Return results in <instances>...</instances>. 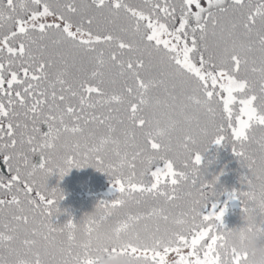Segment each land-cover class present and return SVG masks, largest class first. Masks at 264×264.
<instances>
[{
  "label": "snow or ice",
  "instance_id": "obj_1",
  "mask_svg": "<svg viewBox=\"0 0 264 264\" xmlns=\"http://www.w3.org/2000/svg\"><path fill=\"white\" fill-rule=\"evenodd\" d=\"M111 103L123 115L96 111ZM209 144L247 168L223 204L200 170ZM0 157V264H95L117 251L135 264H244L221 251L223 216L239 200L264 232V0H0ZM87 165L114 196L80 223H54L63 193L48 176ZM184 197L175 216L141 208Z\"/></svg>",
  "mask_w": 264,
  "mask_h": 264
},
{
  "label": "trees",
  "instance_id": "obj_2",
  "mask_svg": "<svg viewBox=\"0 0 264 264\" xmlns=\"http://www.w3.org/2000/svg\"><path fill=\"white\" fill-rule=\"evenodd\" d=\"M133 2H142V0H133ZM34 35L39 37V33ZM44 43L48 44L51 47V40L46 39ZM52 71H55L53 69ZM118 71L113 69V73ZM107 79V77H106ZM122 81L118 80L116 88L120 87ZM41 89L48 88V83L46 81L40 82ZM56 90L59 94L60 85L57 84ZM105 89L108 92H111L112 85L105 84ZM51 91V89H49ZM100 97L93 96V102ZM78 105V100L73 101ZM112 108H121L120 115H123V106L111 103V104H98L96 111L103 112L107 114V109ZM20 110V109H18ZM116 115V113H113ZM113 123H116L115 121ZM121 126L117 124L119 129ZM42 130L46 131V126H42ZM87 130L92 131L99 135L104 132L105 129L103 126L97 127L94 124H89ZM119 134V133H117ZM259 135V131H257ZM203 159L200 165L201 174L205 180L211 181L213 177H216V183L214 188L216 192L221 193L219 200L221 204L226 200V196L223 195L224 190L231 191L233 189L240 190L244 187L241 183V179L244 175L247 174V168L243 165L232 152L231 146L228 144H209L207 150L203 152ZM33 162H38V156L31 157ZM2 157H0V164H2ZM6 173V170H3ZM109 177L106 173L101 172L94 168L91 165L83 166L80 168L73 167L71 168L62 178L58 177L57 173L53 172L47 178V185L51 187H58L63 193V199L58 201L57 206L61 209L53 217V222L56 224H63L68 218L69 215L74 221L80 223L85 214L92 213L95 210L96 204L103 199H110L114 196V193L104 194V190L109 185ZM199 185H197V188ZM182 193H187L192 191L195 195L196 189L191 188L190 184L182 185ZM2 195V193H0ZM33 196L35 193L32 194ZM10 198V197H9ZM187 197H184L181 200L174 201L172 203L165 204L164 201H156L149 198L144 204L141 205V208H147L150 206L164 207L165 210L171 215H178L182 211L187 210ZM241 207L239 200H228L225 213L223 216V223L226 228H231L233 226L239 225L241 221ZM116 217H113V221Z\"/></svg>",
  "mask_w": 264,
  "mask_h": 264
},
{
  "label": "clouds",
  "instance_id": "obj_3",
  "mask_svg": "<svg viewBox=\"0 0 264 264\" xmlns=\"http://www.w3.org/2000/svg\"><path fill=\"white\" fill-rule=\"evenodd\" d=\"M241 221L239 225L227 228L224 232L225 247L221 250L222 253L235 249L241 254H247L244 264H264V232L258 231L254 226L249 227L256 222L253 214L248 217L241 215ZM95 264H135V261L128 255L120 254L119 251L98 252L95 254Z\"/></svg>",
  "mask_w": 264,
  "mask_h": 264
},
{
  "label": "rangeland",
  "instance_id": "obj_4",
  "mask_svg": "<svg viewBox=\"0 0 264 264\" xmlns=\"http://www.w3.org/2000/svg\"><path fill=\"white\" fill-rule=\"evenodd\" d=\"M46 19V22H48V23H53V22H59L58 20H57V18L56 17H53V16H50V17H47V18H45ZM42 22H45V21H42ZM112 191H111V187H110V183H109V185L106 187V189L104 190V194H110ZM174 256V254H169V258H172Z\"/></svg>",
  "mask_w": 264,
  "mask_h": 264
}]
</instances>
